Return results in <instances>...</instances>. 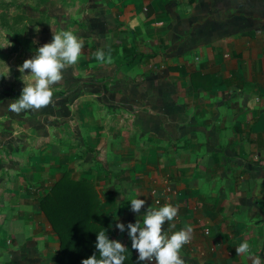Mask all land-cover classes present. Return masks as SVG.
Instances as JSON below:
<instances>
[{"label": "crops", "instance_id": "crops-1", "mask_svg": "<svg viewBox=\"0 0 264 264\" xmlns=\"http://www.w3.org/2000/svg\"><path fill=\"white\" fill-rule=\"evenodd\" d=\"M57 1L52 22L83 41L69 65L78 85L90 83L71 101L70 120L80 121L75 153L83 148L98 165L82 175L103 198L101 213L127 225L148 207L177 206L162 228L192 226L185 264H250L236 252L245 239L264 256V0ZM35 111L61 115L63 130L69 121ZM138 196L140 214L128 200ZM112 231L131 240L127 228ZM58 247L41 258L53 264Z\"/></svg>", "mask_w": 264, "mask_h": 264}, {"label": "rangeland", "instance_id": "rangeland-1", "mask_svg": "<svg viewBox=\"0 0 264 264\" xmlns=\"http://www.w3.org/2000/svg\"><path fill=\"white\" fill-rule=\"evenodd\" d=\"M38 1L0 0V46L7 45L0 47V91L12 88L21 93L24 86L21 77L28 70L21 73L19 66L35 54L37 47L52 40L54 28L57 31L63 29L58 21L52 22L56 10H61L59 1L44 0L41 3L43 9L38 8ZM78 22L81 24L77 20L73 23ZM66 28L71 30L72 27ZM51 87L53 93L61 89L55 84ZM13 99L0 102V264H27V258L30 264H49L50 259L46 262L41 256L47 257L46 249L48 252L53 247L57 250L59 237H47L55 231L40 208L41 199L63 175L89 180V176L82 174L94 173L98 165L86 159L83 148L76 147L77 153L74 151L78 141L74 135L79 137L74 134L76 124H80L78 117L74 116V123L70 120L71 114L63 113L62 107L56 106L57 101L52 102L53 113L60 110L65 119H69L63 130L59 124L61 115L30 118L25 110L20 113L10 111L8 104ZM84 99L88 102L90 97ZM70 107L74 109L72 102L67 108ZM30 110L36 112V109ZM79 110L87 112L83 106ZM82 120L87 122L88 118ZM101 201L103 198L99 195V206ZM30 233L33 239L26 245ZM40 259L45 262H39Z\"/></svg>", "mask_w": 264, "mask_h": 264}, {"label": "clouds", "instance_id": "clouds-1", "mask_svg": "<svg viewBox=\"0 0 264 264\" xmlns=\"http://www.w3.org/2000/svg\"><path fill=\"white\" fill-rule=\"evenodd\" d=\"M4 46L7 45L0 47ZM82 46L83 41L78 39L73 31H57L54 28L52 40L37 47L35 54L19 66L21 73L28 71L21 77L24 86L20 95L9 102V110L20 113L41 108L52 102L54 90L51 86L62 79V69L77 62ZM96 57L98 60L107 59L111 62V56L106 58L102 50L96 52ZM128 200L131 210L140 214L145 200L140 196ZM177 212L178 207L171 203L155 208L148 207L141 219L129 221L127 225L117 218L115 228L120 231L127 228L132 241L131 247L138 251V260L144 264L152 260H155V264H185L181 250L191 239L192 226L187 225L171 233L162 228L166 221L173 220ZM96 233L97 251L83 259L81 264H124L127 246L118 239H110L104 228ZM236 252L248 260L251 258L250 264H262L264 261V256L252 251L247 239L236 245Z\"/></svg>", "mask_w": 264, "mask_h": 264}, {"label": "trees", "instance_id": "trees-1", "mask_svg": "<svg viewBox=\"0 0 264 264\" xmlns=\"http://www.w3.org/2000/svg\"><path fill=\"white\" fill-rule=\"evenodd\" d=\"M72 71L71 65L64 68L62 83L65 89L53 93L52 97V102L57 101L56 106L62 107L63 113L66 112L68 115H70L68 103L82 93L83 88L86 90L85 86L90 83L88 78H84L81 79L84 85H78L80 78L76 77ZM75 83L76 86H73ZM10 95L16 98L20 92L5 88L0 91V100ZM52 102L39 108V112L51 115L50 113L54 112ZM26 111L34 116L38 113L30 109ZM98 194L93 182L87 178L75 179L63 175L43 195L40 207L59 237L58 254L53 264H81L83 259L96 253V231L102 228L106 230L110 239H115L112 235V229L116 223L115 217L101 213ZM122 243L127 246L124 264H144L138 260V251L131 247V240ZM148 264L152 263L148 261Z\"/></svg>", "mask_w": 264, "mask_h": 264}, {"label": "built area", "instance_id": "built-area-1", "mask_svg": "<svg viewBox=\"0 0 264 264\" xmlns=\"http://www.w3.org/2000/svg\"><path fill=\"white\" fill-rule=\"evenodd\" d=\"M156 201L159 202L160 200L157 199ZM207 232H208V230H207ZM150 262L153 263V262H155V260H152Z\"/></svg>", "mask_w": 264, "mask_h": 264}]
</instances>
